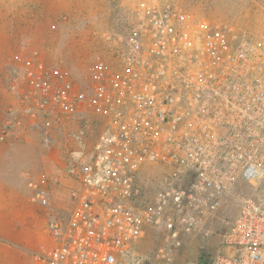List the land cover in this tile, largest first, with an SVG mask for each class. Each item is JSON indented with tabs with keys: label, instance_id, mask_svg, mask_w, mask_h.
<instances>
[{
	"label": "built area",
	"instance_id": "2783aa9c",
	"mask_svg": "<svg viewBox=\"0 0 264 264\" xmlns=\"http://www.w3.org/2000/svg\"><path fill=\"white\" fill-rule=\"evenodd\" d=\"M113 61L97 57L83 77L16 58L25 76L8 107L14 125L50 134L95 122L87 157L67 169L73 204L51 223L53 245L37 264H121L149 229H201L241 183L264 182V35L187 11L178 0H146L123 33L109 36ZM36 201L50 204L41 179L28 177ZM211 264H264V202L243 201Z\"/></svg>",
	"mask_w": 264,
	"mask_h": 264
},
{
	"label": "rangeland",
	"instance_id": "374dc122",
	"mask_svg": "<svg viewBox=\"0 0 264 264\" xmlns=\"http://www.w3.org/2000/svg\"><path fill=\"white\" fill-rule=\"evenodd\" d=\"M146 0H0V130L10 120L8 107L25 76L16 58L42 59L48 66L83 77L97 57L113 61L109 36L125 32L143 11ZM189 12L236 29L250 39L264 35V0H178ZM92 127V125H90ZM80 122L43 134L14 125L0 142V238L15 244L12 264H37L33 253L53 245L51 223L66 221L73 208L67 169L92 151L96 132ZM93 128V127H92ZM41 179L50 204L41 205L29 189L28 177ZM246 199L264 202V182L241 183L234 195L196 232H181L174 250L169 234L149 229L134 252L121 264H211L222 253L227 227Z\"/></svg>",
	"mask_w": 264,
	"mask_h": 264
},
{
	"label": "crops",
	"instance_id": "0c3cea01",
	"mask_svg": "<svg viewBox=\"0 0 264 264\" xmlns=\"http://www.w3.org/2000/svg\"><path fill=\"white\" fill-rule=\"evenodd\" d=\"M17 246V245H16ZM14 243L0 238V264H12V260L9 261L10 253H12L16 247ZM18 247V246H17ZM22 264V258L18 259Z\"/></svg>",
	"mask_w": 264,
	"mask_h": 264
},
{
	"label": "trees",
	"instance_id": "16d2710c",
	"mask_svg": "<svg viewBox=\"0 0 264 264\" xmlns=\"http://www.w3.org/2000/svg\"><path fill=\"white\" fill-rule=\"evenodd\" d=\"M81 124V138H87L88 136V130L86 129L88 126L91 127L90 125H92L91 129H96L98 130V126L95 122H91V121H88V120H84L82 122H80Z\"/></svg>",
	"mask_w": 264,
	"mask_h": 264
}]
</instances>
